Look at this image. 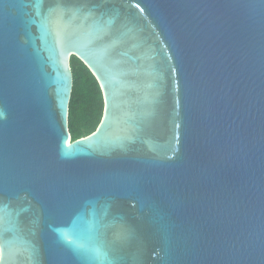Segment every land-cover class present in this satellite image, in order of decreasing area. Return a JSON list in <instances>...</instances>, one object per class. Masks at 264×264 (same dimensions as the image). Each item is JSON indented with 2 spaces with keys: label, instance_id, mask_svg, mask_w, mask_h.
<instances>
[{
  "label": "water",
  "instance_id": "95a60500",
  "mask_svg": "<svg viewBox=\"0 0 264 264\" xmlns=\"http://www.w3.org/2000/svg\"><path fill=\"white\" fill-rule=\"evenodd\" d=\"M0 264H264V0H0Z\"/></svg>",
  "mask_w": 264,
  "mask_h": 264
},
{
  "label": "trees",
  "instance_id": "16d2710c",
  "mask_svg": "<svg viewBox=\"0 0 264 264\" xmlns=\"http://www.w3.org/2000/svg\"><path fill=\"white\" fill-rule=\"evenodd\" d=\"M71 65L74 86L69 109V127L74 140L97 129L103 118L105 102L101 86L88 66L75 55H72Z\"/></svg>",
  "mask_w": 264,
  "mask_h": 264
}]
</instances>
